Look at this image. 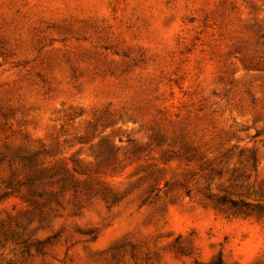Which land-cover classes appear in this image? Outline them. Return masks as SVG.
Listing matches in <instances>:
<instances>
[{
  "label": "rangeland",
  "instance_id": "374dc122",
  "mask_svg": "<svg viewBox=\"0 0 264 264\" xmlns=\"http://www.w3.org/2000/svg\"><path fill=\"white\" fill-rule=\"evenodd\" d=\"M0 264H264V0H0Z\"/></svg>",
  "mask_w": 264,
  "mask_h": 264
}]
</instances>
